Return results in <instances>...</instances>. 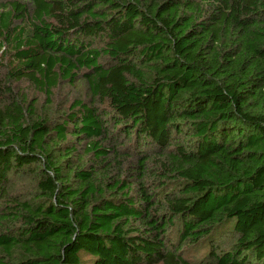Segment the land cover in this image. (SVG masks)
<instances>
[{
	"label": "trees",
	"instance_id": "1",
	"mask_svg": "<svg viewBox=\"0 0 264 264\" xmlns=\"http://www.w3.org/2000/svg\"><path fill=\"white\" fill-rule=\"evenodd\" d=\"M3 49L0 264H264V0H0Z\"/></svg>",
	"mask_w": 264,
	"mask_h": 264
},
{
	"label": "rangeland",
	"instance_id": "2",
	"mask_svg": "<svg viewBox=\"0 0 264 264\" xmlns=\"http://www.w3.org/2000/svg\"><path fill=\"white\" fill-rule=\"evenodd\" d=\"M4 49L0 51V58L3 57ZM7 58V56H6ZM5 63L8 62V59L2 60ZM17 86V90L19 92H23L25 97L28 98V100L36 99V101L39 104L46 105V96L40 92L39 90L35 89L33 86H31L29 83L23 82L19 84H15ZM87 96V91L84 89L83 85H77L76 87H73L70 83H64L60 86L58 90H55L54 95V103L52 110L59 108L58 114H61L62 112L67 111V109L71 106V104L76 99H84ZM57 114V113H56ZM12 188L14 191L21 193V194H29L34 190V180L30 176H18L14 175L12 180ZM174 237L175 235L172 234ZM233 243V238L230 232H225L218 242L219 247L221 250H228L231 247V244ZM198 249H192V251H188V257L190 259H197L199 258V254L196 257L195 254H197ZM201 255H204V251H198Z\"/></svg>",
	"mask_w": 264,
	"mask_h": 264
}]
</instances>
